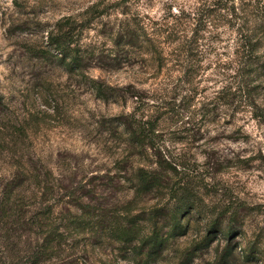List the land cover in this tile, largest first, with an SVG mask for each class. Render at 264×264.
<instances>
[{
	"label": "rangeland",
	"instance_id": "obj_1",
	"mask_svg": "<svg viewBox=\"0 0 264 264\" xmlns=\"http://www.w3.org/2000/svg\"><path fill=\"white\" fill-rule=\"evenodd\" d=\"M249 2L0 0V196L12 189L14 199L39 194L37 179L21 173L51 167L42 186L53 192L41 193L45 206H57V223L73 227L66 208L78 198L95 228L131 216L141 238L154 228L167 238L163 251L146 259L124 253L112 239L96 241L94 230L78 237L71 230L75 251L55 264H216L227 246L234 252L228 264H264V77L238 66L235 53L240 29L264 11L247 8ZM233 4L244 11L237 12L240 20L227 13ZM128 30L142 36L141 47L115 44ZM51 34H67L91 52L81 69L60 64ZM186 51L191 63L184 76ZM132 117L151 120L150 143L185 160L183 176L205 202L200 217L185 219V235L169 237V214L158 211L169 204L170 181L163 194L134 192L137 167L154 159L126 150L119 126ZM29 119H35L30 138L17 142L22 151L15 155L10 136ZM66 190L73 195L64 197ZM207 216L224 226L236 216L237 232L189 256L207 234Z\"/></svg>",
	"mask_w": 264,
	"mask_h": 264
},
{
	"label": "trees",
	"instance_id": "obj_2",
	"mask_svg": "<svg viewBox=\"0 0 264 264\" xmlns=\"http://www.w3.org/2000/svg\"><path fill=\"white\" fill-rule=\"evenodd\" d=\"M258 2V0H250L247 8L251 7L254 10L263 11L264 5L261 6ZM222 10H225V8H221ZM239 11L244 12L233 4L227 10V13L235 17V19L240 20L237 14ZM241 19L243 18L241 17ZM59 31L62 30L60 29ZM52 34L50 35L51 44L57 53L56 59L60 64L64 65L69 71L81 69L84 60H87V56L91 52H88V55L85 54L86 52L82 50L83 46L78 42H69L67 34H56V36ZM239 35L238 48L235 52L239 59L238 66L243 68L248 67L253 70L251 74L255 73V75L258 74L264 77V48H262L264 47V11L255 17V21L250 28H246V30L241 28ZM116 37L115 44L119 47H141L139 43L142 36L137 34L135 30L119 32ZM124 41L126 42L124 43ZM188 52L186 51L185 54L181 55L184 56L183 63H186L185 70L184 68L181 70L184 76L187 74V67L191 63V52ZM159 55L162 57L163 54L158 52ZM179 58L181 57L179 56ZM96 89L99 94L106 96V88L104 86H98ZM225 92L226 90L220 92L217 99ZM252 106L253 108L258 107L255 104H252ZM132 118L134 119L132 122L125 121L119 126L122 129V136L126 137V145L128 146L126 150L131 154L130 156L148 155L154 159L148 165L145 164L137 167L134 178L131 180L134 192L137 195L163 194L167 187L166 184L170 181L169 188L171 193L168 194L170 195V197L168 196L169 204L158 211L160 213L167 211L169 214L166 224L169 229V237L185 235L187 230H181L185 219L187 217L190 219L194 216L200 217L204 213L205 202L198 193H195L194 188L190 186V183L183 176L187 171L185 160L183 158L174 159L173 157L163 155L160 147H155L150 143L156 137V129L151 120L147 119L143 121L136 120L135 117ZM35 119L25 121L24 125H21L10 136L8 150L15 153V155L19 151H22V149L16 148L17 142L30 138L29 132L32 127L29 123ZM36 120L38 121V119ZM3 131L4 128H0V132L2 133ZM3 135L8 137L5 133ZM150 151L151 153H149ZM29 160L31 161L32 159L30 158ZM40 168L36 172V175L33 173V170H26L21 173L27 179H37V184L40 186L39 194L36 192L30 198L27 197V199L23 197L14 199L12 194L15 190L12 189L9 194L0 196V264H55L56 262H61L62 259L68 257V251H75L76 248L75 245L69 246V239L71 238L68 235L71 230H73L74 237L85 235L88 229L94 230L96 241L103 240L104 238L112 239L114 243L122 245L124 253H130L131 255L146 259L155 257L163 251V244L167 238L165 240V237L162 236L157 228H154L151 235L141 238V231L138 228L140 226L137 220H135L137 218L130 216L132 211L128 213L129 218H126L124 221H114L112 227L99 226L95 228L89 225V211L86 209L89 206H82L83 209H81L80 206L83 204L79 203L84 202H79L78 198H76V204L70 202L68 208H66V212L70 214V225H73V227L70 228V226L57 223L55 219L57 206L55 204L45 206L42 202L44 194L41 193L42 190L46 194L53 192V187L51 189L46 187V185H42L46 184L45 181L49 175L54 174V169L50 167L44 172L43 168ZM72 193L66 190L64 197H70L73 195ZM19 198H22L21 202H17ZM72 207L76 209V212H72ZM169 207H171V211L166 210ZM207 218L205 221L208 223L207 234L201 242H198L187 252L189 256H192L195 251L210 248L218 235L228 240L237 232L235 225L238 223V220L236 216H233L227 226H224L220 218L216 220L208 216ZM155 226L158 227L157 224ZM177 230L180 232H177ZM82 241H79L77 245ZM83 251L87 252V248L83 249ZM233 253V250L227 246L216 264H228ZM184 256L187 257L186 255Z\"/></svg>",
	"mask_w": 264,
	"mask_h": 264
}]
</instances>
